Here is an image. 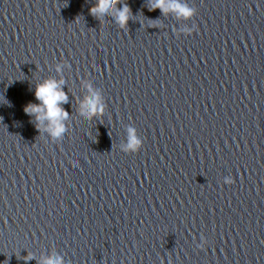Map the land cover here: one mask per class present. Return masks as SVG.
I'll return each mask as SVG.
<instances>
[{
	"label": "water",
	"instance_id": "95a60500",
	"mask_svg": "<svg viewBox=\"0 0 264 264\" xmlns=\"http://www.w3.org/2000/svg\"><path fill=\"white\" fill-rule=\"evenodd\" d=\"M155 2L0 0V264H264V0Z\"/></svg>",
	"mask_w": 264,
	"mask_h": 264
},
{
	"label": "clouds",
	"instance_id": "9594fccd",
	"mask_svg": "<svg viewBox=\"0 0 264 264\" xmlns=\"http://www.w3.org/2000/svg\"><path fill=\"white\" fill-rule=\"evenodd\" d=\"M117 0H99L97 7L93 8L91 11L94 15L109 14L116 6ZM153 7H159L163 11L169 9H176L179 13L189 16L195 12V9L189 8L186 4L179 2H168L164 3L162 0H156ZM129 8L127 5L122 6L117 13V20L124 26L129 19ZM185 28L183 31L185 33H191L193 28ZM63 81L56 80H45L37 85L35 89V96L39 103H29L25 106L26 114H36V119L38 122L47 120L52 125L51 135L63 139L67 134L68 129L63 121H67L70 118V114L62 107L63 103L68 100L67 93L63 91ZM89 92L91 93V99L84 106L87 113H95L99 111L101 96L98 91L93 90L89 87ZM137 130L135 127L129 126L128 128V138L127 142L120 145L122 151L137 152L143 146V140L140 136L136 134ZM233 178L231 176L224 177V183H233ZM207 244V239L201 237V244L199 247L203 248ZM50 264H63L62 258L57 257Z\"/></svg>",
	"mask_w": 264,
	"mask_h": 264
}]
</instances>
